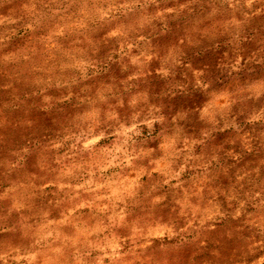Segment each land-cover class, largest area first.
<instances>
[{"label": "clouds", "instance_id": "9594fccd", "mask_svg": "<svg viewBox=\"0 0 264 264\" xmlns=\"http://www.w3.org/2000/svg\"><path fill=\"white\" fill-rule=\"evenodd\" d=\"M173 3L174 0H25L15 17L0 14V26H14L0 29V77H6V81L0 80V91L11 94L12 110L17 113L10 119L3 114L9 105L0 106V148H9L8 159H0V179L14 183L17 188L27 187L33 196L39 197H47L44 189L54 185L57 192L53 196L63 193V200H56L57 205L72 204L81 193H91L96 188L115 186L119 189L115 198L124 203L120 220L111 219L105 226L107 234L105 228H95L81 242L61 238L52 231L44 234L32 230L25 215L35 211L31 198L12 195L6 214L0 209V232L14 237L17 233L22 235L0 242L3 264H53L54 258L59 261L72 254L74 247L76 264H84L85 259L87 264H105L106 258L109 264H124L129 253L147 257L144 264H264L261 170L236 169L235 183L225 193L227 208L217 203L220 188H209L221 174L232 184L235 165L225 167L227 158L238 162L241 154L215 147L216 136L233 129L235 138L230 144L234 149L243 130L237 122L240 116L246 115L243 124L253 126L252 133H246L242 139V151H264V106H261L264 94L240 86V73L252 61L251 57L243 59L241 46L264 34V0H213L212 10L202 11L194 26L190 21L199 0H187L179 7L172 6ZM12 6L13 0H0V8ZM73 6L77 8L76 22L70 26L67 12ZM218 16L226 20L222 32L205 27L215 28ZM50 28L53 29L50 35L58 36L75 31L82 38V47L87 41L92 55L73 58L70 64L57 59L52 67L47 63L41 65L40 48L45 43L42 33ZM201 28L205 30L201 32ZM225 34L229 37L228 44L234 46L235 58L225 52L227 62L221 60L216 70H226L231 87L237 91H225L201 109L197 97L207 100L225 86V81L217 78L211 67L193 75V63L207 52L220 50L215 39L207 45L203 40ZM13 37L21 43L17 44ZM177 39L179 43L175 42ZM116 44L120 45L119 60L112 56L117 51ZM133 49L138 54H133ZM104 53L109 62L104 73L111 79L93 90L88 87L86 74L76 76L70 69L83 70L86 61L93 70L92 76L98 77L105 63ZM112 65L126 78L119 79ZM49 89L60 93L58 101L48 94ZM65 91L67 95L63 94ZM33 99L39 104L32 103ZM221 99L225 102L217 103ZM37 107L49 117L63 118L70 125V136L64 140L71 138L73 142L68 152L63 157L55 155L54 161V150L60 149L64 140L41 143L39 125L33 119ZM81 112L84 115H74ZM17 137L21 143L9 147ZM196 146L200 147L201 156L193 154ZM42 150L48 153L46 161L43 155L37 158ZM69 154L81 163L66 165ZM86 157L92 158V164ZM98 157L106 161L102 168L97 163ZM213 162L210 172L209 165ZM37 168L43 169L45 175L56 173L55 179L37 187L33 181L38 182L39 177L28 175ZM188 168L198 173L190 181L183 178ZM73 169L78 170L83 183L72 182L77 175ZM97 169L100 178H104L108 169L113 170L103 185L93 182ZM133 172L135 178L127 180ZM85 175L89 179H84ZM144 176L148 178L146 181L141 179ZM246 185L250 187L245 192ZM140 192L142 196L138 195ZM205 200L207 207L202 206ZM249 205L254 210H249ZM86 206L75 204L72 212ZM14 213L20 216L19 223L13 221ZM47 215L43 212L45 219ZM61 223L70 221L65 217ZM129 228L132 246L123 251ZM116 232L123 238L116 236ZM90 236L95 242H89Z\"/></svg>", "mask_w": 264, "mask_h": 264}, {"label": "rangeland", "instance_id": "374dc122", "mask_svg": "<svg viewBox=\"0 0 264 264\" xmlns=\"http://www.w3.org/2000/svg\"><path fill=\"white\" fill-rule=\"evenodd\" d=\"M25 0H13V6L11 8H0V14L5 16H12L15 17L18 15L21 10L23 9V4ZM187 3V0H174L172 6L179 7L180 4ZM214 7L213 0H199V3L194 6V16L191 18V23L194 26L198 23L196 17L200 15V13L204 10L210 12ZM76 13L77 8L73 6L67 12V23L72 26L76 22ZM226 23V20L222 16H218L214 22L216 27L214 28L212 25H206L210 31H223V25ZM13 25H3L0 26V29L3 28H12ZM205 29L201 28L200 31L203 32ZM53 29H48L42 33V38L45 40V43L41 45L40 48V57L39 63L41 65L47 63L48 67H52L57 59L61 60L63 63L70 64L73 62V58L79 60L83 59L85 55L91 56L92 53L88 51L87 41H84V46H81L80 40L82 38H78V33L75 31H68L63 36L58 35H50ZM212 39H215L216 42L220 44V50L218 52L212 53L207 52L202 55L199 59L195 60L193 63L192 74L194 75L195 72L200 71L204 67H211L214 70V75L225 81V86L219 88L214 95H209L207 100H202L200 97H197L198 100H201L200 108L202 109L204 106L208 104H212L213 100L216 96H220L225 91L228 92H236L237 89L231 87L232 80L228 76L226 70H216L217 64L221 60H225L224 53L227 52L230 57L233 59L235 58L234 52L232 51L233 45L228 44L229 37L225 35H216L209 40H203L202 43L207 45L211 42ZM13 40L20 44L21 42L16 40L13 37ZM50 41V42H49ZM179 43V39L175 41ZM117 51L112 53L114 60L120 59L119 53V44L115 45ZM168 47H171V44H168ZM242 55L243 59L247 61L250 57L252 58L251 63L245 66V69L240 73V86L241 88H255L257 91H261L264 94V34L257 38H251L248 42L244 43L242 46ZM51 49V52L47 50ZM111 51V49H109ZM133 54L136 53L135 49H133ZM103 58H105V63L101 67L100 75L98 77L92 76V69L87 67V62L85 61V67L83 70L79 68L70 69L76 76L86 74L89 77L88 80V87H91L93 90L100 88L103 84L110 82L111 76L105 75L104 69L108 67V63L106 61L107 53L102 54ZM225 62H227L225 60ZM113 72L118 76L119 79H125L124 75H120L119 69L116 65H112ZM153 73H155V69H152ZM131 74V73H129ZM235 75V74H234ZM180 77H177L178 82ZM0 80L6 81V77H0ZM83 86V84L81 85ZM165 85L163 82L160 83V87L163 88ZM48 94L52 95L57 101L60 99V93L53 91L52 89L48 90ZM67 95V91L63 93ZM42 99V98H41ZM11 94L9 92H2L0 91V106L9 105V107L4 111V115L10 119L16 117L17 113L12 110V105L10 103ZM223 99L217 101V103H224ZM32 103L39 104L38 100L33 99ZM264 106V105H261ZM87 111V110H85ZM210 111H214V109H210ZM234 111L240 112L239 108H234ZM259 108H257V112ZM74 115H84V112L77 113ZM33 119L37 121L39 125V134L38 138L40 139L41 143L44 145L49 144L50 142L57 141V140H64L65 136H70L69 132V123L67 120L61 118L57 119L56 117L52 116L49 117L48 113H45L40 110L39 107L33 110ZM246 119V115L240 116L237 120L238 123L241 124L242 131L240 132L239 136L240 139L236 141V147L233 149L230 141L235 138L234 130L229 128L227 131L219 132L216 136L217 143L215 147L220 148L223 147L225 151L234 150L241 154L240 160L234 161L232 158H227V164L225 167L231 168L232 165H235V169H232V184L224 179L223 174L217 177L215 185H209V188L218 187L221 190L220 195L217 197V203L223 207L227 208V195L225 194L228 189L232 188L235 183V171L239 169L241 172L244 170L252 171L256 168L261 170V176L264 177V151L257 153L253 151L252 153H247L242 151L240 145L244 135L252 133V125H245L243 124V120ZM224 121L221 120L220 127H223ZM157 131H159V125L155 126ZM183 128V125H181ZM73 141L70 139L64 140V144L60 149L54 150L53 154V161L55 160V155L64 156L66 152H68L71 143ZM21 143V139L19 137L15 138L12 144L9 147H14ZM102 145L105 142H101ZM9 148H0V159L7 160L8 159ZM193 154L195 156H201V149L199 146L193 148ZM40 155H43L45 161L47 159L48 153L41 151V154L37 156L40 158ZM89 164H92V158L86 157L85 158ZM30 161V169L32 167V159L29 158ZM81 163L79 158H72L71 154H69L68 158L65 160V164L69 167L72 164ZM97 163L99 167H103L105 160L102 158H97ZM221 164H224V161H221ZM213 162L212 165H209V171L213 170ZM55 166V165H54ZM95 168V165H93ZM74 172H77L76 178L73 183H83V179H80L78 170L73 169ZM112 169H108L104 175V178L99 177V170L97 169V175L93 176L94 184H105L108 181V178L111 177ZM197 172H194L191 168L186 169L185 173L183 174V178L185 180H189L194 175H197ZM28 175L30 177H39V181H33L37 183V187L40 184H48L49 180L55 179L56 173L52 175H45L43 169L37 168L36 170H30ZM154 176L158 177L157 173H153ZM135 178V173L133 172L131 175L126 177L127 180H132ZM84 179H89L87 175L84 176ZM142 180L146 181L148 178L146 176L141 178ZM66 182V181H61ZM21 184H26L25 180H20ZM174 183V181H173ZM250 185H246L244 191H248ZM44 191L48 194L47 197H39L33 196L32 190L25 187V188H17L16 185L8 180L0 179V197H3V200H0V209L3 210V214H6V210L8 207L11 206V196L17 195L19 198H23L25 200L31 198V203L34 205L35 211L32 213H25L28 216V224L32 226V230H40L42 233L46 234L48 231H52L53 234L59 233L61 238L69 237L70 239H78L79 241H84V235L88 232H91L92 229L95 228H105V234H107L106 225L110 222L111 219L120 220L121 210L124 208V203L120 200L116 199L114 193L117 195L119 194V189L115 186L113 187H101L96 188L91 193H81L79 198L72 204L62 203L60 205L56 204V200L60 199L63 200V193H60L57 196H53V193L57 192V187L54 185H49ZM236 191H239L237 188ZM138 195H143V192L138 193ZM183 193L181 192L180 196ZM177 197V199L180 198ZM53 201L52 204H49L48 201ZM86 204L87 206L82 209H77L75 212H72V208L75 207V204ZM190 203H196V201H190ZM203 207H207V201L205 200ZM249 210H254L251 205L248 206ZM177 215L179 214V205H176ZM172 209L169 208V212ZM43 212H47V218L45 219L43 216ZM65 217H68L70 223H61V221L65 220ZM13 221L19 223L20 216L19 214H13ZM136 218H133V222ZM124 220H128V216H124ZM9 226H11L9 224ZM185 226L181 224V227ZM22 233H17L14 237L13 234L7 232H0V242L8 241L11 239H19ZM97 234H93L95 236ZM116 236H120L121 239L123 238L120 232L115 233ZM126 235L129 237L127 241V246L123 248V251H128V248L132 246V240L130 237L132 236V229L129 228L126 232ZM89 242H95L93 237H88ZM119 242V241H117ZM57 246H60L57 244ZM235 249H233L234 251ZM76 252V248H72V254L67 255L65 258H61L59 261H56L55 258L53 259V264H76V259L74 253ZM95 255V254H94ZM148 259L147 257H134L132 253H129V256L125 258L124 264H144V261ZM3 264V262H0ZM84 264H87V260H84ZM105 264H109L107 258L105 259Z\"/></svg>", "mask_w": 264, "mask_h": 264}]
</instances>
